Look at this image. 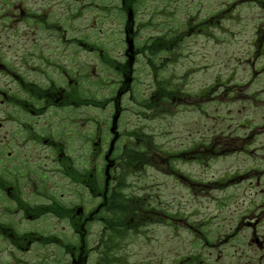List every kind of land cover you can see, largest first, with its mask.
<instances>
[{"label":"flooded vegetation","instance_id":"1","mask_svg":"<svg viewBox=\"0 0 264 264\" xmlns=\"http://www.w3.org/2000/svg\"><path fill=\"white\" fill-rule=\"evenodd\" d=\"M81 1L0 0V264H124L126 259L118 256L124 250L120 241L124 234L139 237L141 246H146L143 235L148 211L135 210L125 228L124 215H118L116 206L121 157L133 155V144L148 154L150 144V91L126 101L133 95L136 75L149 74L150 67L149 53L142 47L146 66L137 69L143 57L135 38L138 1L122 0L121 4L133 11L126 33L134 47L132 52L128 47L123 51L126 62L117 65L111 46L94 47L98 49L94 71L103 59L111 64L106 71L114 74L115 69L119 75L103 98L102 87L96 85L101 79L92 80L90 77L96 76L90 75L86 61L75 54L76 48L89 44L61 32L77 25L75 21L83 15ZM22 23L42 31L40 39L17 40L21 34L14 26ZM261 29L264 23L255 27V31ZM159 39L163 42L165 36L161 34ZM8 42L17 43L13 52L9 51L14 61L9 65ZM250 42L251 54L243 50V63L254 65L233 85L245 98L255 100L251 106L256 109L254 121L243 125L253 130V135L242 139L243 153L248 151V140L255 145V159L260 156L264 161V37ZM8 79L15 84L13 90L6 86ZM252 83L258 87L246 93ZM204 88L211 99L215 82ZM83 90L88 92L86 96ZM165 99V92L158 91L161 112ZM9 108L12 114H6ZM102 111L107 113L104 119ZM229 145L224 142L220 148L225 151ZM214 148L215 144L210 146L212 151ZM252 173L255 179L242 187L246 207L223 233L235 241L230 247L255 245L260 263L264 260V165L255 164ZM127 202L130 211L134 199ZM153 214L159 215L156 210ZM107 239L112 241L109 254L104 247ZM142 252L139 250V260L128 264H150L151 259L153 264H162L161 256L155 261Z\"/></svg>","mask_w":264,"mask_h":264},{"label":"rangeland","instance_id":"2","mask_svg":"<svg viewBox=\"0 0 264 264\" xmlns=\"http://www.w3.org/2000/svg\"><path fill=\"white\" fill-rule=\"evenodd\" d=\"M70 1L73 4L75 0ZM137 1L135 38L143 56L137 69L146 66L143 63L146 48L152 73L144 71L136 75L133 95L126 101L135 96L141 98L137 94L149 90L150 98L155 99L151 104H155L157 92L167 91L166 109L150 117L148 154H142L141 147L133 144V155L126 156L122 161L131 163V167H127L131 172L127 179L131 187L125 192L134 199L130 211L123 210L122 214H118L124 215L122 225L126 228L127 218L134 215L135 210L139 213L140 209L147 210L148 218L143 235L146 246H141L139 237L124 234L126 241L120 240L124 243V250L118 256L122 254L120 257L126 259L124 264L139 260V250L143 251V256L148 254L155 261L161 256L162 264H176L178 257L183 259L178 260L180 264H257L259 255L256 253L259 252L255 245L230 247L235 241H227L223 233L246 207L241 196L242 187L255 179L252 173L254 165H264L260 156L255 159V145L248 140L246 155L241 152L242 139L253 135V130L239 125L248 126L243 116L254 117L256 114V109L251 107L255 100H248L242 95L246 106L241 111L240 102L229 100L224 95L225 91L227 97L237 99L240 97L239 88L226 90L215 85L217 89L211 100L204 86L228 77L229 82L233 79L229 83L233 85L242 76H247L249 65H254V62L244 65L240 60L243 50L251 54L250 41L264 37V29L255 31V27L264 23V0ZM121 4L122 0H82L83 15L75 21V28L61 30L70 38L83 37L89 44V47L76 48L75 54L86 61V70L90 75L96 76L90 77L92 80L101 79L102 83L96 85L102 87V98L108 94L110 82L113 83L119 75L115 69L114 74L106 71L111 64L103 59L94 71V55L98 51L94 47L111 46L110 54L116 58L117 65L122 66L126 62L123 51L127 47L128 11H123ZM14 28H19L21 37L17 40L22 42L40 39L42 34L39 29L28 27L25 23ZM161 34L165 36L163 42L159 39ZM16 44L8 42L6 45L8 65L14 63L9 51L13 52ZM70 50L73 54L72 46ZM12 84L8 79L6 86L13 90L15 84ZM257 87L256 83H252L246 93ZM83 93H86L85 96L88 94L86 90ZM12 111L9 108L6 114H12ZM106 116L107 113L102 111L101 119ZM249 129L251 132L248 134L246 130ZM197 137L198 141L202 137L204 139V143L199 141L200 144L194 146L197 159L191 156L184 158V154H190L187 151L193 148ZM224 139L232 143L225 151L221 149L217 154L210 149L211 145ZM258 141L260 143L261 139ZM205 143L207 148L202 150ZM181 149L187 153H181ZM152 162H156L158 167L149 166ZM248 195L249 192H246L245 197L248 198ZM145 198L147 203H143ZM123 201V196L116 200L117 208L125 207ZM155 210L159 213L158 217L153 214ZM164 214L165 219L160 221ZM39 229L42 227L39 226ZM121 231H118L119 236ZM207 241L216 245L211 246ZM111 242V239L105 241V252L108 254ZM151 262L152 259L150 264H153Z\"/></svg>","mask_w":264,"mask_h":264},{"label":"trees","instance_id":"3","mask_svg":"<svg viewBox=\"0 0 264 264\" xmlns=\"http://www.w3.org/2000/svg\"><path fill=\"white\" fill-rule=\"evenodd\" d=\"M133 163V162H132ZM131 163H129V165H130ZM128 165V166H129ZM129 167H131V166H129ZM122 195H119V198L121 197V196H123V197H125V195L123 194V193H121Z\"/></svg>","mask_w":264,"mask_h":264}]
</instances>
